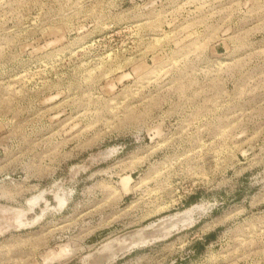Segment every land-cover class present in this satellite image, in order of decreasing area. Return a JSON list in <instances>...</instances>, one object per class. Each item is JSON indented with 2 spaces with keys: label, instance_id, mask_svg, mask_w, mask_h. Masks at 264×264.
Returning <instances> with one entry per match:
<instances>
[{
  "label": "rangeland",
  "instance_id": "obj_1",
  "mask_svg": "<svg viewBox=\"0 0 264 264\" xmlns=\"http://www.w3.org/2000/svg\"><path fill=\"white\" fill-rule=\"evenodd\" d=\"M0 264H264V0H0Z\"/></svg>",
  "mask_w": 264,
  "mask_h": 264
},
{
  "label": "water",
  "instance_id": "obj_2",
  "mask_svg": "<svg viewBox=\"0 0 264 264\" xmlns=\"http://www.w3.org/2000/svg\"><path fill=\"white\" fill-rule=\"evenodd\" d=\"M171 218L172 217L166 219L165 221H163L161 223V227H160L159 232L154 234L156 237H159V236L162 237V236L166 235L169 230H171V228L174 226V225L171 226V223L174 222V219H171ZM142 239H144V238L140 237V240H142ZM142 241H144V240H142Z\"/></svg>",
  "mask_w": 264,
  "mask_h": 264
}]
</instances>
